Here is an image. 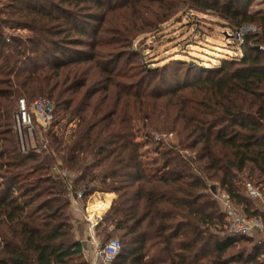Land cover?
<instances>
[{
  "label": "trees",
  "instance_id": "trees-1",
  "mask_svg": "<svg viewBox=\"0 0 264 264\" xmlns=\"http://www.w3.org/2000/svg\"><path fill=\"white\" fill-rule=\"evenodd\" d=\"M0 1V264H90L56 167L83 204L115 193L95 227L105 242L119 234L112 264H264V240L226 234L217 199L220 190L244 214L262 215L247 184L264 200V10L251 12L253 0ZM186 4L223 18L241 53L181 74L170 71L178 58L134 66L144 56L136 37L154 29L146 11L156 6L159 24ZM112 16L123 21L117 29ZM9 27L29 35L7 41ZM38 95L56 120L47 148L20 152L18 100ZM155 132L178 142L163 150ZM203 140L219 171L212 183L200 152L187 151Z\"/></svg>",
  "mask_w": 264,
  "mask_h": 264
},
{
  "label": "rangeland",
  "instance_id": "rangeland-1",
  "mask_svg": "<svg viewBox=\"0 0 264 264\" xmlns=\"http://www.w3.org/2000/svg\"><path fill=\"white\" fill-rule=\"evenodd\" d=\"M3 7V1H0V8ZM156 6H152V8L146 11L148 14L146 16L149 24L152 25L153 30L144 31L140 33L135 39V46L140 47L141 51L144 52V56L139 59L140 63L137 59L135 60V65H142L141 63H147L149 59L153 58L155 60H159L162 58V63L165 61H169L173 58H178L177 62H170V71L172 73H182V69L186 67H196V68H209L213 67V65L218 64L221 58L231 55L240 54L241 51L237 48L234 39L231 37H226L225 35H230L232 31L229 28L223 27L222 22H224L223 18H221L218 14L213 12L202 13L196 11L189 4L181 5L180 8L170 17L165 18L166 20L161 23H156V19H161L160 17L154 16L153 13L156 12ZM264 10V0H253L252 5L249 10L251 12L257 10ZM156 15V14H155ZM3 17V14H0V18ZM111 23L115 24L113 27L117 29V26L120 27L123 22L121 17L112 16ZM149 19V20H148ZM164 20V19H162ZM147 24V23H146ZM109 25V24H108ZM148 25V24H147ZM110 26V25H109ZM251 29V31L257 30L256 26L246 27ZM7 38L9 41L13 36H22L25 37L29 35V32L26 30H21L19 28H7L5 31ZM243 38V35H242ZM235 40H237V36L235 33ZM8 41V40H7ZM182 54V55H181ZM179 60H183L184 62H180ZM142 61V62H141ZM161 63V64H162ZM121 67H128V59L126 64L120 65ZM131 67V65H130ZM183 67V68H181ZM38 97H44V95H38L34 98V100ZM32 102V101H29ZM67 118L61 122L57 126H54L53 132H58L59 127L62 124L67 123ZM49 131V130H48ZM143 131H139V133L143 134ZM47 131H40L38 135V141L32 144L36 150H40L43 142L47 144ZM154 137L156 135H165V134H173V139L169 141H165L162 145L163 150H167L177 144L178 139L176 133L173 132H155L152 133ZM155 142V141H154ZM31 144V142H30ZM19 150L20 152H24L20 148V142L18 140ZM31 145H28L27 151L30 149ZM209 143L203 140L198 143L194 149L187 150L188 152H200L199 162L201 164L202 169L206 175L207 181L212 183L215 181V176L218 175L217 167L210 161L209 156L207 155ZM26 151V152H27ZM154 156V155H151ZM31 165V164H30ZM29 165V166H30ZM253 187V185H251ZM255 190V187H253ZM223 192L218 190L217 196L222 195ZM261 209L264 206V200L260 194V201L257 202ZM93 209V207H92ZM99 209L103 210L104 208L100 207ZM94 212V211H92ZM90 215L94 216L90 213ZM227 230V229H226ZM228 230L226 231V234ZM255 242H263L264 240V230L255 234L252 237ZM111 239H120L119 234H112L109 238ZM108 241V240H107ZM100 243H105V241L101 240ZM239 247H246L248 244L241 243L238 245Z\"/></svg>",
  "mask_w": 264,
  "mask_h": 264
},
{
  "label": "built area",
  "instance_id": "built-area-1",
  "mask_svg": "<svg viewBox=\"0 0 264 264\" xmlns=\"http://www.w3.org/2000/svg\"><path fill=\"white\" fill-rule=\"evenodd\" d=\"M251 29L244 28L236 32L237 40L242 43V35ZM9 41V38H7ZM55 112L53 103L46 97H38L32 102H28L25 98L18 100V108L14 116V129L20 142V148L22 151H27L29 148H35L32 144L38 141V135L40 131L50 130L55 123ZM173 139V134L156 135L154 140L156 143L169 141ZM31 142V144H30ZM41 148H47V144L43 142ZM60 176L68 179V190L71 199H80L83 191H74L72 178L68 177V173L55 168ZM250 193L253 197L260 196L258 190H255L251 184H247ZM222 210L225 213L227 219V230L232 235H245L253 236L258 232L264 230V206L262 208L261 216H248L240 211L231 200L224 194L218 195ZM88 215L87 219L90 223V230L93 232V238L95 239L94 229L99 223L100 219L95 214ZM121 251V242L119 239H111L105 243H100L96 240L95 243V257L96 261L91 264H112Z\"/></svg>",
  "mask_w": 264,
  "mask_h": 264
},
{
  "label": "crops",
  "instance_id": "crops-1",
  "mask_svg": "<svg viewBox=\"0 0 264 264\" xmlns=\"http://www.w3.org/2000/svg\"><path fill=\"white\" fill-rule=\"evenodd\" d=\"M115 197L116 195L113 192L97 191L89 198L86 204H83L80 199H75L74 201L71 199L72 202L69 208V214L74 226V235L76 239L82 242L84 258L90 262V264L96 261L95 243L96 240L100 242L101 238L94 229L96 239L94 240L93 232L90 230V223L87 217L91 213L95 214V216L101 220L103 215L110 208ZM100 207H103L104 210L99 209Z\"/></svg>",
  "mask_w": 264,
  "mask_h": 264
}]
</instances>
